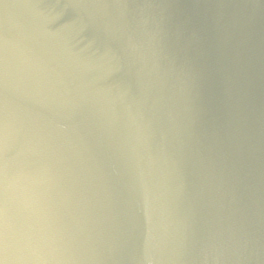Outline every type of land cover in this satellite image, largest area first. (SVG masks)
Masks as SVG:
<instances>
[{"label": "water", "instance_id": "95a60500", "mask_svg": "<svg viewBox=\"0 0 264 264\" xmlns=\"http://www.w3.org/2000/svg\"><path fill=\"white\" fill-rule=\"evenodd\" d=\"M3 264H264V0H0Z\"/></svg>", "mask_w": 264, "mask_h": 264}, {"label": "snow or ice", "instance_id": "6c2138e0", "mask_svg": "<svg viewBox=\"0 0 264 264\" xmlns=\"http://www.w3.org/2000/svg\"><path fill=\"white\" fill-rule=\"evenodd\" d=\"M2 252H3V233L2 231H0V264H3Z\"/></svg>", "mask_w": 264, "mask_h": 264}]
</instances>
